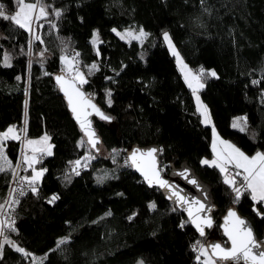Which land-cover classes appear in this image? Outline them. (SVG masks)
Instances as JSON below:
<instances>
[{
    "label": "trees",
    "instance_id": "1",
    "mask_svg": "<svg viewBox=\"0 0 264 264\" xmlns=\"http://www.w3.org/2000/svg\"><path fill=\"white\" fill-rule=\"evenodd\" d=\"M40 3L49 15L34 20L31 32L0 17V131L23 125L25 136L47 134L52 143V155L38 163L45 170L36 182L38 191L30 189L15 207L14 224L0 246V264H30V254L41 256L38 264H135L139 258L143 264H202L198 246L223 239L218 222L230 205L250 219L264 241V216L254 210L264 214V204L244 190L236 202L223 173L201 163L211 155V126L196 109L161 37L167 29L185 61L204 69L200 95L218 134L248 154L264 152V0ZM0 5L10 15L17 2L0 0ZM129 24L148 32L142 42L121 39L113 31ZM76 52L79 67H98L86 73L82 86L111 118L93 116L100 143L120 153L102 155L88 145L94 158L87 167L85 161L74 163L86 153L79 142L85 139L53 80L62 70L60 55ZM6 54L10 66H5ZM239 117L246 118L245 131L232 127ZM133 142L158 144L163 168L187 160L212 185L215 222L206 236L198 235L157 187H148L125 163V150ZM4 143L11 167L0 172V202L20 139ZM105 167L113 174L100 182L95 174ZM53 196L58 199L49 203Z\"/></svg>",
    "mask_w": 264,
    "mask_h": 264
},
{
    "label": "snow or ice",
    "instance_id": "2",
    "mask_svg": "<svg viewBox=\"0 0 264 264\" xmlns=\"http://www.w3.org/2000/svg\"><path fill=\"white\" fill-rule=\"evenodd\" d=\"M49 15L47 11V6L40 3V0H35V2H27V0H17V11L14 15H6L5 9L3 5H0V17L12 21L15 25L20 28L26 29L28 31H32L31 24L33 20L39 21L42 18H46ZM56 15H60L59 11H56ZM116 31V29H113ZM98 35V34H97ZM117 35L121 37V39L132 38V39H142L147 35L140 29L139 34H135L132 31L128 30L124 33L117 32ZM35 40H41L40 36L35 35ZM164 39L168 42L169 47L172 49L173 54L177 57L178 63L181 64V70L185 72V80L188 81L189 87H192V81L199 82V76L193 75L191 70L187 69V65L183 64L182 59L179 57V53L176 52L175 47L172 45L171 38L167 32L164 33ZM42 42V41H41ZM93 44L96 43V39H93ZM31 47V42L30 45ZM44 52L40 53V56H43ZM79 53H75L72 59H69L66 55L61 56V60L65 63L69 70L74 71V75L70 80H65L63 74L55 77L57 83L60 86L61 91L64 92L68 100V105L71 108L75 118L80 123V127L84 130L85 135L88 137V143L90 144L92 149H95L97 152L99 148L97 145L100 143L99 138L96 136L95 131L91 128V122L87 119L88 115L91 113L88 111L89 108L95 111L97 115L101 117V119L109 120L110 117L104 115L103 112L95 105L91 103L90 98H86L85 94L80 91V88L77 84L82 85L87 83V80L84 77V74L79 72L78 68L74 66L73 61L75 57H78ZM10 56L7 54L4 57L5 66L9 65ZM98 70L97 65L93 64L89 67V74L92 71ZM47 74V73H46ZM200 74H204V69H200ZM211 76H215V71H211L209 73ZM191 78V79H190ZM19 79V77H17ZM199 87H203L202 84H199ZM195 91V89H193ZM109 97L111 93H108ZM199 100V97H197ZM111 99L108 100V104L111 105ZM205 115V123L209 122V118L207 116L206 108L204 109ZM246 118L239 117L233 121L232 127L239 128L240 131H245ZM215 134V129H213ZM20 139V136L16 134L15 126H11L4 133H0V160H3L4 164L11 167V162L7 159L6 155H4L3 149V141L7 139ZM49 137L45 134L38 141L28 140L27 144L32 147L33 155L31 157L25 156L24 160L27 163L29 168H32L33 175L31 177H23L22 179L27 181L29 188L33 193L38 191L36 182L43 176L45 170L37 171L33 168V165L39 163V160L36 158V153H40L42 155H52L51 148L52 146L48 143ZM83 143V141L81 142ZM225 147L224 149L217 151L216 141L213 142V152L215 153V158L212 161L207 159L202 160L201 163L210 166L219 167L222 173H225L224 183L229 185L232 191L235 193L236 202L239 201L240 197L244 194L241 189L244 191L250 192L251 199L254 202L264 204V152H256L253 156H248L244 152H242L235 145L227 142L220 141ZM158 150L153 148L147 151H141L140 149H134L125 163L131 162V166L137 168L144 176V179L149 183V185L157 184L161 188H172L175 186L169 184L168 181L164 180L160 176V172L157 168L156 156L154 155ZM113 152H116L113 149ZM94 157H87L86 159H93ZM77 166L81 165V161H75ZM228 165H232L236 171L232 175H228ZM84 167H87V162L83 164ZM5 171L3 166H0V172ZM77 175L79 172L77 171ZM187 178L186 171L180 173ZM237 177L242 178L240 186L237 187ZM105 177H100L98 180L100 182L103 181ZM192 183H196L195 180L191 181ZM15 191V190H13ZM10 196L12 193L9 194ZM20 195H24V192L21 191ZM172 195L177 197L178 202L188 203V201L184 200V197L179 194L178 191H173ZM58 199L57 196H53L49 203H52ZM18 201L13 200L12 203H17ZM5 203H9L6 201ZM194 203H199V201H195ZM4 205H0V209H3ZM150 207H155L154 204L150 205ZM204 208L203 205H200L198 208L197 215L193 216V212L191 208L188 210L189 217H192V223L198 229L201 236L205 235V227H212V220L210 217L201 218L198 214ZM210 211L211 209H207ZM258 215L264 216V214L259 213L257 209ZM111 213H107L106 215H110ZM131 219V217H129ZM225 223L223 225L224 233L230 241V246L227 244H222L219 242H214L207 247L200 245V253L204 256L203 264H264V241H260L254 234L252 228L248 225V223L241 219L233 210H229L228 215L224 218ZM14 224V222H11ZM183 226V225H181ZM5 227V221L0 220V233H3ZM14 230V228H13ZM66 242L65 239H61L57 242V249L60 245ZM199 244V242H197ZM196 246H194L195 248ZM17 251L28 255L25 253V250L22 248H17ZM43 259V258H42ZM197 260H200V256H197ZM142 264V262H141Z\"/></svg>",
    "mask_w": 264,
    "mask_h": 264
},
{
    "label": "water",
    "instance_id": "3",
    "mask_svg": "<svg viewBox=\"0 0 264 264\" xmlns=\"http://www.w3.org/2000/svg\"><path fill=\"white\" fill-rule=\"evenodd\" d=\"M64 76L65 80H70L71 76H69L66 72H64L63 70H59L57 72H55L53 74V80L54 83L56 84V86L58 87L59 93L62 95V97L64 98L67 108L71 113L72 118L75 120L76 124L78 125L82 136L84 137V139L86 140V142L88 143V137L85 135L84 130L80 127V123L77 121V119L75 118L73 112L71 111V108L68 105V100L66 98V96L64 95V92L61 91L59 84L57 83L55 77L58 75H62ZM77 86L80 88V91L83 92L86 96V98H90L91 99V103L95 104L101 112L104 113V115L108 116L103 109L92 99V97L86 92L85 88L82 85L77 84ZM88 111L91 113L90 115H88L87 119L91 122V128L95 131L96 136L99 138L100 141V137L99 134L96 130L95 124L93 122V116L101 118L99 115H97L95 113L94 110H92L91 108L88 109ZM109 117V116H108ZM88 145L90 146V144L88 143ZM99 145V144H98ZM97 145V148H99V146ZM91 147V146H90ZM157 149L158 151L154 154L156 156V161H157V168L160 172V176L162 179L166 180L169 182V184H172L175 186L174 189L172 188H161L159 185L157 184H152L149 185V183L144 179L143 174L135 167L131 166V162L129 161L128 164L130 165V167L140 176V178L142 179V181L148 186V187H157L161 193L163 194L164 198L166 200H169L173 203L174 207L178 210H180L185 218L187 219V221L189 222V224L191 225V227L193 228V230L200 235L198 229L195 227V225L191 222L192 221V217H189L188 214V210L189 208H191V211L193 212V216L197 215V209L200 208V205H203L204 208L199 212V216L201 218H208L210 217L212 220V226L215 222L214 216H213V209L215 208V204L213 202V197H212V185L207 182L206 180H204L199 173L196 171L195 167L192 166L191 164H189V162L187 160H182L178 165H174L171 164L169 166V168L167 170H163L160 166V159H159V146L156 143H149V144H139L138 142H133L131 143L125 150V157L126 160H128V157L130 155V153L134 150V149H140L141 151H147L149 149ZM186 171L187 174V178H185L184 175H181L180 173H183ZM195 180L196 183H192L191 181ZM178 191L179 194L181 196L184 197L185 201H188V203H183V202H178L177 201V197L172 195L173 191ZM195 201H199V203H194ZM207 209H211L210 211H208ZM233 210L241 219H244L248 225L252 228L255 236L260 240L261 238L256 234L254 227L250 221V219L242 214L235 205H230L228 206L224 212L222 213V215L220 216L219 222H218V228L223 236V239H219V238H210L206 241V245H210L214 242H219L222 244H227L228 246H230V241H228L227 236L224 233V228L223 225L225 223L224 218L228 215L229 210ZM210 228L205 227V235L207 234L208 230H210ZM201 236V235H200ZM203 236V237H204Z\"/></svg>",
    "mask_w": 264,
    "mask_h": 264
},
{
    "label": "rangeland",
    "instance_id": "4",
    "mask_svg": "<svg viewBox=\"0 0 264 264\" xmlns=\"http://www.w3.org/2000/svg\"><path fill=\"white\" fill-rule=\"evenodd\" d=\"M15 1L17 2V0H15ZM27 2H31V1H27ZM41 4L45 5L44 3H41ZM16 11H17V7H16V9L13 11V13H11L10 15H14ZM33 21H34V20H33ZM31 28H32V24H31ZM114 29H116V31H115L116 33H117V32L124 33L125 31L130 30V31H132L133 33H135V34L138 35L140 29H142V28H141L140 26H137L136 24H129V25H125V26L121 27L120 29H119V28H114ZM143 31H144L145 33L148 34V32L145 31L144 29H143ZM165 32H167V33L169 34V31H168L167 29H164V30L161 32L162 40H163V42L165 43V45L167 46V48H168V50L170 51V53L174 56V58H175V62H176V66H177L178 70L180 71V73H181V75H182V77H183V80H184L185 84L189 87V83H188V81L185 80V72L181 70V64L178 63L177 57L173 54V51H172V49L169 47L168 42L164 39V33H165ZM146 36H147V35H146ZM146 36L143 37L142 39H135V40H137V41L140 43V42H142V41L146 38ZM169 36H170V34H169ZM94 38L96 39V43H97V41H98V35H97L96 32H94L92 39H94ZM170 38H171V36H170ZM126 39H132V38L128 37V38H126ZM171 41H172V45L175 47L176 52L179 53V57L182 59L183 64H184V65H187V69L191 70V73H192L193 75H197V76L200 77V78H199V82H197V81H192V85H193V86H192V87H189V88L191 89V93H192V97H193V101H194L195 107H196V109L199 111V113H200V115H201L203 121H205L204 109L206 108L207 116H209V110H208L206 104L203 102V100H202V98H201V95H200V88H201V87H199V84H202V85H203V79H202L201 74H200V68L195 69V68H193L191 65H189V64L185 61V59L182 57L180 51L178 50V48H177V46L175 45V43H174V41L172 40V38H171ZM96 43H95V44H96ZM62 55H66L69 59H72V58H73V56H71L69 53H62V54L60 55V59H61V56H62ZM73 63H74V66L76 67L75 61H73ZM91 65H93V64H89V65H88L86 68H84V69H82L81 67H76V68H78L79 72H81V73L84 74V77H85V79H86V73H88V71H89V67H90ZM61 68H62V70H63L64 72H66V73H67L69 76H71V77L75 74L74 71L69 70V69L67 68V66L65 65V63H64L62 60H61ZM190 79H191V78H190ZM193 89H195V91H194ZM197 97H199V100H197ZM209 117H210V116H209ZM6 131H7L6 129L1 130L0 133H4V132H6ZM18 135L20 136V139H21L22 136H21V133H20V130H19V129H18ZM44 135H45V134H42V135H40V136H36V137H27V136H24V138H23V142H22V144H21V146H20V154H21V159H22V161H23V167H24L23 173H22V175H21L22 178H23V177H31V176L33 175V170H32V168H29L28 165H27V163H26L25 160H24V157H25L26 155L29 156V157H31V156L33 155V152H32V147H33V146H29V145L27 144V141H28V140L38 141V140H40L41 137H43ZM47 136H48V135H47ZM82 141H83V143H81ZM79 142L81 143V145L85 144L84 147L86 148V153H85L83 156L74 159V163H75V161H77V160H80V161H85V160H86V162H87V160H89V159H86V158L90 156V153H89V152L91 151V149H90V147L88 146V144L86 143V141L83 140V139H80ZM48 143L52 146V143L50 142V140L48 141ZM98 146H99V148H100L98 152H99L100 154H102V155H108V156H111V157H117V156L120 154L116 149H115L116 152H113V149H110V150L106 149L101 143H99ZM51 151H52V148H51ZM40 155H41L40 153H36V158H37V160H41V159H40ZM7 159H8V158H7ZM205 159H207V157H203V158H202V160H205ZM8 160H9V159H8ZM0 165L3 166L4 168L9 167L8 165L4 164L3 160H0ZM26 166H27V168H29V169H27ZM33 168H35L37 171L42 170V168L38 165V163L34 164V165H33ZM26 170H27V171H26ZM165 170H167V169H165ZM112 174H113L112 169H111V168H108V167H105V168H101V169H99V170L96 172L95 175H96V178L98 179V178H100V177H108V176H110V175H112ZM39 180H40V179H39ZM39 180H38V181H39ZM241 180H242V178L237 177V184H240ZM38 181H37V182H38ZM230 190H231V194H233L232 189H230ZM0 203H1V202H0ZM206 241H207V240H206ZM206 241L204 240L203 242L200 243V245H203V246L207 247V245H206ZM200 245L198 246V249H197V256H198V255L200 256V261H201V263L203 264V260H204L205 258H204V256L200 253ZM15 248H20V247H18V246L15 245ZM29 259H30V264H38V263L40 262V260H41V256H39V255H35V254H30ZM141 262H142V260L139 258V259L136 261L135 264H141ZM142 264H143V262H142Z\"/></svg>",
    "mask_w": 264,
    "mask_h": 264
},
{
    "label": "built area",
    "instance_id": "5",
    "mask_svg": "<svg viewBox=\"0 0 264 264\" xmlns=\"http://www.w3.org/2000/svg\"><path fill=\"white\" fill-rule=\"evenodd\" d=\"M74 54H73V57H74ZM78 59H79V56L75 57V60H74L76 67H79ZM19 130L22 136L20 139V146H21L23 142V138L25 136L23 125L21 126ZM43 158H44V155L41 154L40 159H43ZM161 168L165 170V168H163L162 166ZM227 168H228V175H232L236 171V169L232 165H228ZM23 170H24L23 161L21 159L20 148H19L17 159L12 166V173L8 181L5 195L0 203V205H4L3 209H0V220L5 221L4 231L3 233H0V246H1L3 239L5 238L6 230L10 227L9 224L13 222L14 220V210L18 202L12 203V201L13 200L19 201V199L23 196V195H20L21 191H23L24 194H26L30 190L27 181L22 179L21 175L23 173ZM224 176H225V173H224ZM236 186L239 187L240 184H237ZM241 190L243 191L244 189H241ZM10 193H12L11 196L9 195ZM233 196H235L234 192H233ZM6 201H8L9 203H5Z\"/></svg>",
    "mask_w": 264,
    "mask_h": 264
},
{
    "label": "crops",
    "instance_id": "6",
    "mask_svg": "<svg viewBox=\"0 0 264 264\" xmlns=\"http://www.w3.org/2000/svg\"><path fill=\"white\" fill-rule=\"evenodd\" d=\"M208 118H209V116H208ZM234 120H236V119H233V121ZM233 121H232V124H233ZM209 124H210V126H211V137H210V148H211V155L209 156V157H207V160H209V161H212L214 158H215V153L213 152V142H214V140L216 141V146H217V151H220V150H222V149H224V145L223 144H221L220 143V141H227V142H229V143H231V144H233V145H235L231 140H229V139H227V138H224V137H222V136H220L219 134H218V132L215 130V134H214V132H213V129H215L214 127H213V125L211 124V122H210V118H209V122H208ZM9 127H11V126H9ZM9 127H7L6 128V130H8V128ZM15 130H16V134H18V128L17 127H15ZM5 140L2 142L3 143V149H4V147H5ZM237 148H239L237 145H235ZM242 152H244L241 148H239ZM256 152H261V151H255L254 153H252V154H248V153H246V152H244L246 155H248V156H253V155H255V153ZM4 155H6L5 154V150H4ZM7 157V156H6ZM1 166V165H0ZM26 168H27V166H26ZM218 169H219V167H217ZM27 169H29V168H27ZM220 170V169H219ZM27 171V170H26ZM223 176H224V173H223ZM250 193V192H249Z\"/></svg>",
    "mask_w": 264,
    "mask_h": 264
}]
</instances>
